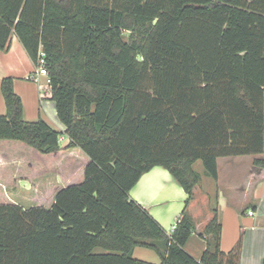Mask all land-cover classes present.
I'll list each match as a JSON object with an SVG mask.
<instances>
[{
  "label": "trees",
  "instance_id": "1",
  "mask_svg": "<svg viewBox=\"0 0 264 264\" xmlns=\"http://www.w3.org/2000/svg\"><path fill=\"white\" fill-rule=\"evenodd\" d=\"M13 34L44 51L65 130L25 120L2 78L0 264H240L244 229L223 251L216 207L200 258L185 250L186 208L195 161L216 181L219 157L263 153L264 0H0V50ZM155 165L187 195L169 233L129 196ZM24 179L43 204L13 200Z\"/></svg>",
  "mask_w": 264,
  "mask_h": 264
},
{
  "label": "crops",
  "instance_id": "2",
  "mask_svg": "<svg viewBox=\"0 0 264 264\" xmlns=\"http://www.w3.org/2000/svg\"><path fill=\"white\" fill-rule=\"evenodd\" d=\"M33 69V61L13 34L9 49L0 50V84L5 76L14 78V91L21 99L25 120L40 117L53 129L64 132L65 125L57 117L49 89L44 92L45 96L41 95L40 81L44 76H38L36 80L26 78ZM44 80L47 85L45 77ZM5 112L0 91V114ZM60 140H64V146L68 142L67 135L62 134ZM255 158L264 159V150L260 155L219 157L218 178L211 185H205V174L197 171L200 180L186 208L194 222V229L184 246L193 257L200 258L206 247L207 237L201 233L213 214L212 208L216 207L221 225L220 248L230 250L243 228L240 264H264V168L254 164ZM129 196L169 233L179 219L187 195L165 167L155 165L139 177ZM249 210L253 214H249ZM132 256L153 263L160 262L158 253L144 246H135Z\"/></svg>",
  "mask_w": 264,
  "mask_h": 264
},
{
  "label": "rangeland",
  "instance_id": "3",
  "mask_svg": "<svg viewBox=\"0 0 264 264\" xmlns=\"http://www.w3.org/2000/svg\"><path fill=\"white\" fill-rule=\"evenodd\" d=\"M33 66H35L34 63H33ZM40 82L42 83L41 84V86H42L41 95L45 96L46 94L44 92L45 91L47 92L49 87L47 88V85L45 84L44 77H43V79ZM62 137L64 138L65 136L63 135ZM59 142L62 145L64 143V140H60ZM26 166L30 169V166H28V164H26ZM193 168L196 171H199V172H202L203 174H205L206 178L203 179V182H204L205 185L207 183H209V185L214 184V180L205 172V170L203 168V165H202V162H201L200 159L195 161V163L193 164ZM23 170H25L26 174H28L26 168L25 169L23 168ZM28 182H29V180H27V179H24V180L20 181V185L18 186V189H21V190L17 191L18 193L16 194V196L14 197L13 200H16V202L20 203L24 207H28V206L34 205V204H43L41 202V196L39 194H37L36 192H34L29 187Z\"/></svg>",
  "mask_w": 264,
  "mask_h": 264
},
{
  "label": "built area",
  "instance_id": "4",
  "mask_svg": "<svg viewBox=\"0 0 264 264\" xmlns=\"http://www.w3.org/2000/svg\"><path fill=\"white\" fill-rule=\"evenodd\" d=\"M45 54L44 51L41 49V47L38 50L37 53V57L35 60L34 65V70L32 72H30L26 78L27 79H34L36 80L38 78V76H44L46 78V83L48 84L49 82V78H48V70L46 68V60H45ZM249 214H253V212L251 210L248 211ZM174 225L171 228V231L174 230Z\"/></svg>",
  "mask_w": 264,
  "mask_h": 264
}]
</instances>
